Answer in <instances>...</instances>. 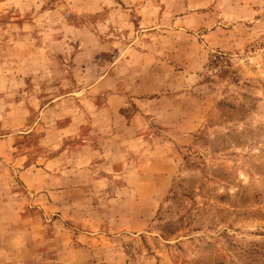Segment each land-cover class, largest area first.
I'll use <instances>...</instances> for the list:
<instances>
[{
	"label": "rangeland",
	"instance_id": "1",
	"mask_svg": "<svg viewBox=\"0 0 264 264\" xmlns=\"http://www.w3.org/2000/svg\"><path fill=\"white\" fill-rule=\"evenodd\" d=\"M0 264H264V0H0Z\"/></svg>",
	"mask_w": 264,
	"mask_h": 264
}]
</instances>
